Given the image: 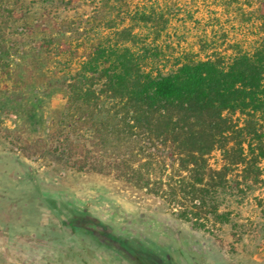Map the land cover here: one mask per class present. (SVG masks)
<instances>
[{"label": "trees", "instance_id": "16d2710c", "mask_svg": "<svg viewBox=\"0 0 264 264\" xmlns=\"http://www.w3.org/2000/svg\"><path fill=\"white\" fill-rule=\"evenodd\" d=\"M41 1L91 5L57 46L78 59L57 121L64 138L56 151L72 168L113 172L199 228L230 220L219 195L231 189L259 185L264 213V0H215L201 18L197 0ZM22 4L2 0L0 16L14 17ZM206 17L216 22L201 30L197 51L184 47L182 27ZM222 17L252 35L220 39ZM155 148L169 150L177 179L151 178L167 169Z\"/></svg>", "mask_w": 264, "mask_h": 264}, {"label": "rangeland", "instance_id": "374dc122", "mask_svg": "<svg viewBox=\"0 0 264 264\" xmlns=\"http://www.w3.org/2000/svg\"><path fill=\"white\" fill-rule=\"evenodd\" d=\"M195 4L199 18L215 8V0ZM17 11L0 16V264H264L259 185L222 192L220 209L230 220L199 228L178 217V206L113 172L70 166L56 151L64 138L57 121L78 59L57 46L74 37L72 22L91 5L24 0ZM201 21L182 27L184 47L197 51L201 30L216 22ZM221 22L220 39L252 35L247 25L231 30V19ZM153 151L167 169L151 178L177 179L169 150Z\"/></svg>", "mask_w": 264, "mask_h": 264}]
</instances>
